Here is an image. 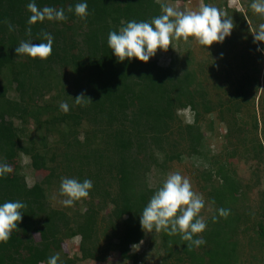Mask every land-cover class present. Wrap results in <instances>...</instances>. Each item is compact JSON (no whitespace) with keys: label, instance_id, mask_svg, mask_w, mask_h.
I'll use <instances>...</instances> for the list:
<instances>
[{"label":"trees","instance_id":"trees-1","mask_svg":"<svg viewBox=\"0 0 264 264\" xmlns=\"http://www.w3.org/2000/svg\"><path fill=\"white\" fill-rule=\"evenodd\" d=\"M202 1L211 5L214 0ZM245 1L244 12L227 7L225 0L217 6L241 32L250 31L245 16L253 20V0ZM80 2L36 0L40 8H63L68 18L29 25V0H0V161L14 169L0 178V203L19 200L27 205L18 230L0 244V264H46L56 254L58 264H76L79 259L69 256L65 246L75 236L83 260L102 262L115 252L120 264H148L152 258L156 264H264V249L260 257L251 255V261L238 250L240 231L250 235L253 246L264 248V184L256 192L258 204L248 208V185L228 161L237 157L234 145L239 143L242 158L251 154L264 161V127L258 130L264 119L259 121L254 106L250 122L240 119L244 103L255 99L258 76L248 68L235 85L229 82L226 99L212 103L192 53L178 54L183 43L188 50L183 39L165 51L167 65L154 58L119 62L108 47L110 31L131 20L150 21L162 14L167 0H87L86 19L68 11ZM44 33L54 37L46 60L16 55L21 41L46 42ZM249 36L254 41L251 32ZM235 40L232 34L214 45L220 52ZM81 93L91 102L76 104L73 99ZM63 102L70 105L68 113L60 109ZM186 108L192 112L190 122L179 116ZM215 109L225 137L236 139L218 154L208 140L215 121L209 115ZM24 158L29 182L22 170ZM185 158L202 168L197 181L209 207L207 227L194 237L206 241L199 247H188L180 234L148 232L140 225L139 215L164 182L151 184L149 174ZM35 172L41 174L36 180ZM65 177L92 180L89 197L65 207L60 194ZM221 208L230 210L227 218L219 216ZM152 236L159 242H151L152 254L131 252L134 244Z\"/></svg>","mask_w":264,"mask_h":264},{"label":"clouds","instance_id":"clouds-1","mask_svg":"<svg viewBox=\"0 0 264 264\" xmlns=\"http://www.w3.org/2000/svg\"><path fill=\"white\" fill-rule=\"evenodd\" d=\"M184 2L179 3L184 4ZM251 8L255 13L264 16V0H253ZM27 9L31 13L28 19L29 25L42 23L45 20L63 22L68 18L63 8L56 9L48 6L40 8L36 0H29ZM68 11L74 12L81 19H86L89 15L87 0H81L74 9L69 7ZM161 12V15L153 17L150 21L131 20L119 30L108 33V47L119 62L126 59L131 61L135 58L147 63L155 57L157 50L167 51L174 40L183 39L188 42L192 38L207 49L214 43H223L227 37L231 36L235 27L232 18H227L226 14L217 7L206 3H202L199 10L187 12L178 11L170 4L162 3ZM8 28L10 31L14 30L10 23ZM26 31L30 35L31 27ZM43 39L46 42L21 41L15 47L16 55L46 60L52 55L54 37L50 33H44ZM254 39L264 42V25H261V31L254 35ZM73 101L76 104L91 102L84 93L78 95ZM60 109L68 113L70 105L63 102L60 104ZM13 171L10 164L0 161V178H4ZM93 187V181L90 179L81 182L75 178H62L60 194L65 197L62 204L65 207H72L77 201L87 199ZM26 207L27 205L19 200L0 203V244L7 243L13 231L18 230V224L24 215L23 209ZM204 207L203 196L193 190L187 177L176 171L170 173L154 192L139 215L140 225L148 232L164 231L168 235L180 234L184 241L189 242L188 247H199L206 244L203 238H194L197 234L203 233L207 227L206 221L200 216ZM218 214L227 218L230 210L221 208ZM215 219L216 217H213L214 221ZM59 260V254H56L49 257L46 264H58Z\"/></svg>","mask_w":264,"mask_h":264},{"label":"rangeland","instance_id":"rangeland-1","mask_svg":"<svg viewBox=\"0 0 264 264\" xmlns=\"http://www.w3.org/2000/svg\"><path fill=\"white\" fill-rule=\"evenodd\" d=\"M222 1L223 0H214L211 5L217 7ZM225 1L227 7H230L235 11L244 12L246 10L244 2L246 3L247 1L245 0H243L244 2H242V0H233L232 3H230L229 0ZM167 3L177 10L180 7L182 8L184 6V9L182 8L183 12H187L199 10L203 1L190 0L189 2H184V4L182 3L181 5L178 1L176 2L167 0ZM221 12L223 11L221 10ZM230 14L232 15V13ZM245 18L247 19L250 26V31L247 29V31L241 32V30H238V27L235 26L232 34L236 35L237 40H235L233 43H228L227 45H225L222 51L219 52L220 48L218 49L214 44L206 49L204 46L199 45L194 39L190 38L187 42L188 50H186L185 47L183 48V43L180 46L178 54L182 57L184 56L185 51H189L190 54L192 53L191 55L193 56V58H195V60L192 58V56H190V59L193 61L192 64H196L195 66L198 67L197 69L201 71L199 77L202 80V85L207 91V98L210 99L212 103H216L218 99H226V91H230L231 87L229 82L234 83L233 85H235L236 81H239L241 76L245 74L244 72L246 70L248 71L249 68V73L253 74L256 77L258 76L259 87L257 89L255 99H252L250 102L248 99V101L244 103L242 108L244 114L239 113L238 118L241 114L242 117H240V119L244 118L246 122H250L251 119L249 115L253 113L252 106H254L257 118H260L259 121H262L261 118L264 119V42L256 41L254 39V35L256 34L255 29L258 32L261 31V25H264V16L255 13V11L252 9L253 20H251V18H249L248 16H245ZM249 32H251L255 43L251 40ZM259 53L260 55H258ZM153 58L156 59L157 63H159L160 65H167L170 59L167 52H161L160 50H157V54ZM212 62L214 63V67H211L210 65ZM216 104L218 105V103ZM179 116L180 119L185 122H190L192 120V112L188 108L179 110ZM209 117H211L215 121L213 124V135H211V137L209 136L208 140L210 143V147L213 149L212 153L218 154V152L224 145L228 144V142L235 143L236 139H231V141H228L227 137H225V126L223 122L218 118V112L216 111V109L209 115ZM249 125L250 124L245 127V131L249 130ZM261 127L264 126H262V124H260L259 122L258 130H261ZM204 128H206V125H204ZM208 132L209 131H206L205 134H207ZM248 137L249 136H247V138ZM234 146H236L238 155L237 157L229 158L228 161L232 163V166L234 167L238 177L242 180L243 185H248V187L246 186L249 192V200L247 204L248 208L252 206L255 208V205L258 204L256 202V192L258 191L260 186L264 184V161L261 160L260 156H258L260 158H256L251 154H249L244 159L241 157V151H243L241 143ZM27 163V158H24L22 160V165H24L22 170L27 174L28 177V175L31 174V171L27 166ZM8 164L12 166V163L9 162ZM201 169V167L193 165L192 160H190L189 158H185L181 161L170 162V164H168L167 167L158 174L155 173L154 175L153 170L148 177L150 183L153 184L159 179L165 181L170 173L179 171L183 176L187 177L190 180L193 190L196 193L202 195V193L199 191L200 184L197 181V175L199 174ZM253 170H255L256 174H252ZM39 173L40 172H35V174L33 175L34 180L38 179V177L41 175ZM27 180L28 182L32 181L29 179V177ZM208 211L209 207L206 206L205 201V207L200 212V216L204 220L206 215H208ZM153 237L154 236H152V238ZM249 237L250 235L248 233L243 234L241 231L240 234L238 233V250L240 255H242L243 258L245 257L246 261H251V258H253V256L260 257V255H262V250L264 249L253 246L252 242H250ZM151 242H155L156 244L159 243L156 238H153V240L143 239L140 240L138 244L132 246L131 252H135L140 255L142 253L150 255L153 251V245L151 244ZM78 245L79 238L77 236L71 238L70 240H67L65 245L68 250L69 256H74L79 259L77 260L76 264H120V260H122L115 252H110L102 262H97L91 259H80V252L77 247ZM147 263L156 264L153 258L147 259Z\"/></svg>","mask_w":264,"mask_h":264},{"label":"bare ground","instance_id":"bare-ground-1","mask_svg":"<svg viewBox=\"0 0 264 264\" xmlns=\"http://www.w3.org/2000/svg\"><path fill=\"white\" fill-rule=\"evenodd\" d=\"M229 2H230V3H232V2H233V0H229ZM233 5H234V4H233Z\"/></svg>","mask_w":264,"mask_h":264}]
</instances>
